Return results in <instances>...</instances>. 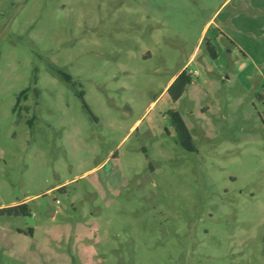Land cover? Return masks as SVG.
Segmentation results:
<instances>
[{"label":"rangeland","instance_id":"obj_1","mask_svg":"<svg viewBox=\"0 0 264 264\" xmlns=\"http://www.w3.org/2000/svg\"><path fill=\"white\" fill-rule=\"evenodd\" d=\"M226 1L0 0V264H264V0L166 89Z\"/></svg>","mask_w":264,"mask_h":264},{"label":"crops","instance_id":"obj_2","mask_svg":"<svg viewBox=\"0 0 264 264\" xmlns=\"http://www.w3.org/2000/svg\"><path fill=\"white\" fill-rule=\"evenodd\" d=\"M233 2L237 3L235 6L237 12L233 15H227L226 21L224 20L221 22L218 21L220 15L217 16V14L220 10L207 20V22L203 27V32L199 38L196 48L194 49L192 54L187 58L186 62L180 68L179 72L169 81L166 89H168L172 85V83L184 70L188 71V66L191 65V63L193 64L200 55H202L203 59L210 57L206 50V34L208 33L209 30L211 29L216 30L224 37H226L227 40H229V42H231L236 47H238V45H237V41L235 40L236 39L235 37L237 38L251 37V36L254 37L255 35H257V33L260 30V29L258 30L257 27L259 28L261 27L260 21H262V19L258 18L257 20L256 16L252 17L248 12H250V10H254V11L262 10V0H227L226 1L228 6L231 5ZM223 6H225V3ZM204 44H205V48H203ZM247 57L249 58V56ZM217 59H219V56ZM205 69L207 70L208 68L205 66ZM188 72L192 76L197 75V72L194 73H192V71H188Z\"/></svg>","mask_w":264,"mask_h":264},{"label":"trees","instance_id":"obj_3","mask_svg":"<svg viewBox=\"0 0 264 264\" xmlns=\"http://www.w3.org/2000/svg\"><path fill=\"white\" fill-rule=\"evenodd\" d=\"M206 50L213 60L217 59V52L209 42L206 43ZM192 83L193 76L187 70H184L167 90V93L170 95L171 101L177 102L178 100H180V98L186 92L188 86H190ZM24 94L25 92L22 93L21 96H23ZM83 96L84 95L82 93V99ZM169 117L176 131L178 143L180 144V146L187 152H196L192 136L181 114L177 111H171L169 112ZM1 213L6 214L9 217H19L30 215V210L26 204H21L19 206L4 209L1 211Z\"/></svg>","mask_w":264,"mask_h":264}]
</instances>
